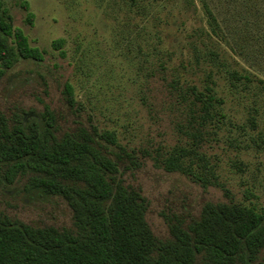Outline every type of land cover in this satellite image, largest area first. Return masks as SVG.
<instances>
[{"label":"rangeland","instance_id":"1","mask_svg":"<svg viewBox=\"0 0 264 264\" xmlns=\"http://www.w3.org/2000/svg\"><path fill=\"white\" fill-rule=\"evenodd\" d=\"M1 1L41 60L7 70L0 113L28 124L48 107L51 146L78 125L109 133L136 164L117 179L144 199L154 256L183 200L193 216L206 203L264 213V0ZM192 87L211 96L201 127ZM176 150L187 172L163 169ZM0 213L75 229L62 197L24 183L0 185Z\"/></svg>","mask_w":264,"mask_h":264},{"label":"trees","instance_id":"2","mask_svg":"<svg viewBox=\"0 0 264 264\" xmlns=\"http://www.w3.org/2000/svg\"><path fill=\"white\" fill-rule=\"evenodd\" d=\"M21 7L31 21L27 2ZM19 59L40 61L41 56L27 47L0 0V80ZM191 90L201 127L213 107L211 96ZM61 94L73 110L67 86ZM54 122L46 106L28 124L9 125L0 113V185L19 182L31 191L62 197L75 229L33 226L0 213V264H264V213L206 203L193 216L186 200L178 214L165 216L170 238L154 256L144 199L117 179L136 168L131 156L94 126L78 125L51 146ZM181 153L173 151L163 169L187 172L180 167Z\"/></svg>","mask_w":264,"mask_h":264}]
</instances>
